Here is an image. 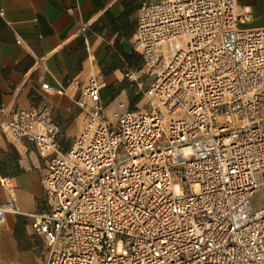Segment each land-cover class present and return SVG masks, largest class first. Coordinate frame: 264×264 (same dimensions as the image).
I'll list each match as a JSON object with an SVG mask.
<instances>
[{
    "label": "built area",
    "instance_id": "obj_1",
    "mask_svg": "<svg viewBox=\"0 0 264 264\" xmlns=\"http://www.w3.org/2000/svg\"><path fill=\"white\" fill-rule=\"evenodd\" d=\"M2 11V10H0ZM239 0H161L139 9L126 77L148 107L112 116L91 78L86 124L63 150L47 105L0 104V129L46 159L44 207L30 214L44 264H264V28ZM44 63V57L40 58ZM22 213L0 202V230Z\"/></svg>",
    "mask_w": 264,
    "mask_h": 264
},
{
    "label": "crops",
    "instance_id": "obj_2",
    "mask_svg": "<svg viewBox=\"0 0 264 264\" xmlns=\"http://www.w3.org/2000/svg\"><path fill=\"white\" fill-rule=\"evenodd\" d=\"M161 0H0V104L47 105L68 149L86 114L75 98L91 78L104 84L101 99L112 116L119 101L141 107L136 83L126 74L143 65L133 47L139 9ZM250 14L245 28H264V0H239ZM44 57V63H38ZM46 159L34 143L0 129V202L14 196L22 213L8 214L0 230V260L27 261L33 249V218L43 209Z\"/></svg>",
    "mask_w": 264,
    "mask_h": 264
},
{
    "label": "rangeland",
    "instance_id": "obj_3",
    "mask_svg": "<svg viewBox=\"0 0 264 264\" xmlns=\"http://www.w3.org/2000/svg\"><path fill=\"white\" fill-rule=\"evenodd\" d=\"M139 93L143 98L141 108L148 107V99L144 97L141 91H139ZM253 206L255 209H260L264 207V189H260L255 193L253 197ZM30 237L32 238L31 240H33V249H31V252L29 253L30 257L27 259V261L23 260L20 262H15L14 258L11 255L7 254L2 257V260H0V264H44L47 254V244L44 238L38 235L34 231L33 227L30 232Z\"/></svg>",
    "mask_w": 264,
    "mask_h": 264
}]
</instances>
